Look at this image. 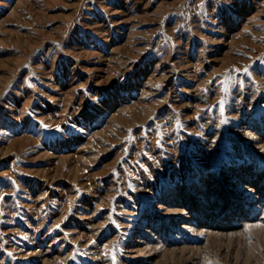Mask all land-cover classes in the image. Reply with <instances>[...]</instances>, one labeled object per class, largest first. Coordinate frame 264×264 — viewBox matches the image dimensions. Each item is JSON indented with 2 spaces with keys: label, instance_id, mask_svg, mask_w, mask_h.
Wrapping results in <instances>:
<instances>
[{
  "label": "rangeland",
  "instance_id": "obj_1",
  "mask_svg": "<svg viewBox=\"0 0 264 264\" xmlns=\"http://www.w3.org/2000/svg\"><path fill=\"white\" fill-rule=\"evenodd\" d=\"M257 225L264 0H0V264H264Z\"/></svg>",
  "mask_w": 264,
  "mask_h": 264
},
{
  "label": "snow or ice",
  "instance_id": "obj_2",
  "mask_svg": "<svg viewBox=\"0 0 264 264\" xmlns=\"http://www.w3.org/2000/svg\"><path fill=\"white\" fill-rule=\"evenodd\" d=\"M251 227V226H250ZM257 227H264V225H257Z\"/></svg>",
  "mask_w": 264,
  "mask_h": 264
}]
</instances>
